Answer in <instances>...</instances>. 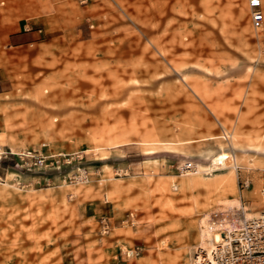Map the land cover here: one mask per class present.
I'll return each instance as SVG.
<instances>
[{
  "label": "rangeland",
  "instance_id": "obj_1",
  "mask_svg": "<svg viewBox=\"0 0 264 264\" xmlns=\"http://www.w3.org/2000/svg\"><path fill=\"white\" fill-rule=\"evenodd\" d=\"M37 22V48L6 43ZM263 172L247 0H0V264L193 263L204 224L264 211Z\"/></svg>",
  "mask_w": 264,
  "mask_h": 264
},
{
  "label": "built area",
  "instance_id": "obj_2",
  "mask_svg": "<svg viewBox=\"0 0 264 264\" xmlns=\"http://www.w3.org/2000/svg\"><path fill=\"white\" fill-rule=\"evenodd\" d=\"M250 22L253 29H259L264 23L262 0H247ZM19 162L26 169H49L55 167L57 159L46 157L31 150L19 154ZM192 164L180 166L181 172L192 169ZM90 178L86 167L80 166L67 178L70 183L88 182ZM262 195L264 197V172ZM109 224L103 218L102 230L107 232ZM192 264H264V211L255 217L245 219L240 227L221 234V241L213 243L209 249L199 248Z\"/></svg>",
  "mask_w": 264,
  "mask_h": 264
},
{
  "label": "crops",
  "instance_id": "obj_3",
  "mask_svg": "<svg viewBox=\"0 0 264 264\" xmlns=\"http://www.w3.org/2000/svg\"><path fill=\"white\" fill-rule=\"evenodd\" d=\"M42 41H43V29L39 25V22L33 25H30L28 23L22 28L8 32L6 36V43L8 45L19 47L23 52H28L32 48H37ZM222 154H226V153H222ZM187 262L190 261L188 260Z\"/></svg>",
  "mask_w": 264,
  "mask_h": 264
},
{
  "label": "bare ground",
  "instance_id": "obj_4",
  "mask_svg": "<svg viewBox=\"0 0 264 264\" xmlns=\"http://www.w3.org/2000/svg\"><path fill=\"white\" fill-rule=\"evenodd\" d=\"M228 158L227 154H221L217 160L213 162V164L220 165L223 163L225 159ZM212 164V165H213ZM214 167V166H213ZM218 168V167H217ZM211 169V168H210ZM190 172V171H189ZM192 172V171H191ZM238 206V205H237ZM240 207V206H239ZM241 208V207H240ZM238 209V208H237ZM208 221V220H205ZM204 222V221H202ZM229 226V225H228ZM228 226H218L215 228V226H210L208 224H204L203 227H201V232H200V247L204 249H209L213 243H217L221 241V230L226 229L227 231H233L235 229L230 228ZM188 264H192V262H187Z\"/></svg>",
  "mask_w": 264,
  "mask_h": 264
},
{
  "label": "snow or ice",
  "instance_id": "obj_5",
  "mask_svg": "<svg viewBox=\"0 0 264 264\" xmlns=\"http://www.w3.org/2000/svg\"><path fill=\"white\" fill-rule=\"evenodd\" d=\"M253 2H255V0H253Z\"/></svg>",
  "mask_w": 264,
  "mask_h": 264
}]
</instances>
